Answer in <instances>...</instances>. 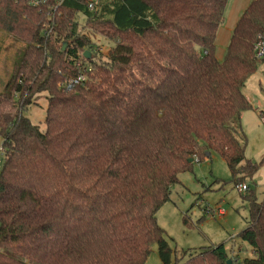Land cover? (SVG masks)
I'll return each instance as SVG.
<instances>
[{
  "label": "trees",
  "instance_id": "16d2710c",
  "mask_svg": "<svg viewBox=\"0 0 264 264\" xmlns=\"http://www.w3.org/2000/svg\"><path fill=\"white\" fill-rule=\"evenodd\" d=\"M228 2L97 0L89 11L85 0H0V33L24 44L0 92V264H145L154 245L171 264L157 213L195 157H222L237 189L253 180L263 161L245 156L243 89L263 61L264 0L243 12L220 61ZM79 12L113 42L107 54L76 30ZM79 67L87 80L67 87ZM41 95L45 130L25 115ZM245 193L235 239L252 256L220 243L183 264H264V198Z\"/></svg>",
  "mask_w": 264,
  "mask_h": 264
},
{
  "label": "rangeland",
  "instance_id": "374dc122",
  "mask_svg": "<svg viewBox=\"0 0 264 264\" xmlns=\"http://www.w3.org/2000/svg\"><path fill=\"white\" fill-rule=\"evenodd\" d=\"M234 0H229L225 10L228 26V16ZM86 16L79 12L75 20V28L88 34L94 43V49H102L107 54L113 42L101 35H93L87 29ZM222 35L216 47L218 56H223L226 47L222 44ZM24 44L16 42L10 36L3 37L0 33V92H3L9 80L14 62L19 50ZM258 72L250 77L243 89L244 95L250 101L252 108L242 115V129L246 135L245 156L260 164L253 177L248 181L250 189L259 199L264 198V122L259 112H264V56ZM47 99L39 96L25 111V115L41 130H45ZM3 138L0 136V149ZM0 151V162L4 161ZM180 184L172 189L171 201L165 203L157 213V222L164 230V238L172 249L171 264H183L191 254L224 243L228 250H233L231 256L238 254L240 259L252 256L248 243L235 237L247 225L249 219V202L243 198L246 193L238 191L232 182V175L225 160L213 154L211 160L201 163L194 161L193 169L180 175ZM222 207L226 210L223 218L206 214L204 209ZM187 221V223H185ZM145 264H162L158 246L154 245Z\"/></svg>",
  "mask_w": 264,
  "mask_h": 264
},
{
  "label": "built area",
  "instance_id": "2783aa9c",
  "mask_svg": "<svg viewBox=\"0 0 264 264\" xmlns=\"http://www.w3.org/2000/svg\"><path fill=\"white\" fill-rule=\"evenodd\" d=\"M41 1L43 0H31V3L32 4H35V5H38L41 3ZM86 4H87V8L89 11H95L98 6H97V0H85ZM52 31V28H49L46 32H44V36L48 37L50 35ZM264 56V45L261 46L259 52H258V57L259 58H262ZM78 76L76 78H73L69 81L66 82V86L67 87H73L75 85H78V84H83L85 83V81L87 80V76L86 74H84L81 70V68L79 67L78 68ZM263 122H264V119H263ZM0 151L4 154V150H3V147L1 146V149ZM204 160H209L212 156H211V153L209 151H206L205 154H204ZM195 161L200 163V159L199 157H195ZM3 162V161H2ZM2 162H0V166L2 165ZM250 187L246 184H243V185H240L238 187V191L241 192V193H245L247 191H249ZM204 212L206 214H210L212 216H218L220 218H223L225 217L226 215V210L222 207H216V208H212L210 206H207L205 209H204Z\"/></svg>",
  "mask_w": 264,
  "mask_h": 264
},
{
  "label": "crops",
  "instance_id": "0c3cea01",
  "mask_svg": "<svg viewBox=\"0 0 264 264\" xmlns=\"http://www.w3.org/2000/svg\"><path fill=\"white\" fill-rule=\"evenodd\" d=\"M252 0H234L233 6H232V10L230 12V15L228 16V26L224 27L222 29V27L220 28L219 32H218V36L216 39V47H217V43L219 41L220 35H222V44L225 45L226 49L229 45L233 30L239 20V18L241 17V15L243 14V12L246 10V8L249 6V4L251 3ZM226 19H224V22L222 24V26L225 24ZM226 50L223 54V56H218L216 53V57L218 60H223L224 56H225ZM259 116H261L264 119V112L261 111L259 112Z\"/></svg>",
  "mask_w": 264,
  "mask_h": 264
},
{
  "label": "water",
  "instance_id": "95a60500",
  "mask_svg": "<svg viewBox=\"0 0 264 264\" xmlns=\"http://www.w3.org/2000/svg\"><path fill=\"white\" fill-rule=\"evenodd\" d=\"M85 55H86L88 58L91 57V55H90L89 53H86ZM227 262H228V264H232L231 260H228Z\"/></svg>",
  "mask_w": 264,
  "mask_h": 264
}]
</instances>
